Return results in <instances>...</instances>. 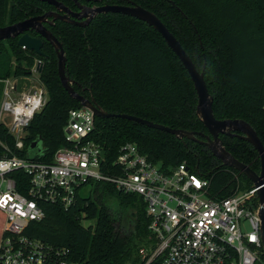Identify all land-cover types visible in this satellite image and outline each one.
Wrapping results in <instances>:
<instances>
[{
  "label": "trees",
  "instance_id": "trees-1",
  "mask_svg": "<svg viewBox=\"0 0 264 264\" xmlns=\"http://www.w3.org/2000/svg\"><path fill=\"white\" fill-rule=\"evenodd\" d=\"M58 1L75 7L73 0ZM130 2L155 13L199 71L207 62L205 79L216 118L248 122L264 144V0H103L109 5ZM50 10L38 0H0V28ZM50 30L64 45L75 90L97 106L109 113L208 134L197 115L198 95L188 71L153 27L109 13L97 16L85 29L57 21ZM43 52L45 57L23 50L18 39L0 41V55L11 53L14 58L13 67L0 73V78L30 76L36 60H43L40 80L49 99L28 129L26 153L28 159L51 162L58 149L67 145L64 128L70 110L82 105L62 86L57 54L49 42H44ZM91 138L104 149L111 166L120 148L133 143L166 169L187 163L193 173L210 182L212 195L219 198L253 189L246 176L223 166L204 145L145 125L97 117ZM221 139L235 158L261 171L252 145L226 135ZM37 140H42L40 152L31 150ZM86 187L90 195L78 194L69 209L42 204L44 218L30 222L23 236L47 248L69 251L71 264H143L139 249L149 236L143 199L106 182L91 181ZM260 252L264 262L263 248Z\"/></svg>",
  "mask_w": 264,
  "mask_h": 264
},
{
  "label": "built area",
  "instance_id": "built-area-1",
  "mask_svg": "<svg viewBox=\"0 0 264 264\" xmlns=\"http://www.w3.org/2000/svg\"><path fill=\"white\" fill-rule=\"evenodd\" d=\"M40 62L30 76L0 78V210L6 216L0 264H71L69 251L47 248L23 232L44 218L42 204L69 209L91 181L143 199L149 219V236L139 249L143 264H264L256 189L219 198L187 163L166 169L133 143L120 148L111 166L91 138L96 117L89 109L70 110L67 145L51 162L28 159V129L49 99L36 84ZM33 76L31 85L25 82Z\"/></svg>",
  "mask_w": 264,
  "mask_h": 264
},
{
  "label": "water",
  "instance_id": "water-1",
  "mask_svg": "<svg viewBox=\"0 0 264 264\" xmlns=\"http://www.w3.org/2000/svg\"><path fill=\"white\" fill-rule=\"evenodd\" d=\"M45 3L55 10L47 12L41 16L30 17L19 23L0 28V41H8L18 39V45L26 47L28 51L34 52L39 57H44L43 52L44 40L49 42L58 58V74L64 89L69 95L81 103L82 107L91 110L95 117L111 119L118 118L129 120L141 125H145L152 129H157L171 135H174L180 140H190L207 147L210 152L222 162L225 167H230L237 170L246 176L256 189L259 200L258 214L261 220V240L264 250V144L255 129L244 120H218L214 113V97L208 89L205 79L207 62L205 61L202 71H199L196 64L188 53L183 48L181 42L165 25V23L153 12L146 8L130 2L129 5H109L89 8L81 5L78 0H75L77 7L81 10L80 13L73 12L64 3L58 0H38ZM102 1V0H99ZM122 14L136 18L145 22L150 27H153L164 38L168 46L178 56L185 69L188 71L194 87L198 95L197 115L208 134L197 133L193 131L178 130L167 127L165 125L154 123L139 117L126 114H113L105 111L97 106L93 100L85 98L79 94L74 87L75 82L69 77L67 70L68 58L64 49L63 43L46 27V25H54L57 21L86 28L94 19L102 14ZM86 21L82 22V19ZM35 31L40 38L32 37L29 32ZM44 63L40 62L37 71L42 73ZM222 135L228 137H236L248 142L258 152L261 161V171L258 173L250 166L244 164L235 158L224 146L221 139ZM42 140H37L31 146V150L40 152V144ZM30 160H34L30 156Z\"/></svg>",
  "mask_w": 264,
  "mask_h": 264
},
{
  "label": "rangeland",
  "instance_id": "rangeland-1",
  "mask_svg": "<svg viewBox=\"0 0 264 264\" xmlns=\"http://www.w3.org/2000/svg\"><path fill=\"white\" fill-rule=\"evenodd\" d=\"M8 47L9 46L7 45L6 48H8ZM13 63H14V58H13V55L11 53L0 55V73H6V71H9V69L13 67ZM11 77H13V75ZM33 78H35V77L33 76L31 79H28V81H25V82H27L28 84L31 85L32 84L31 80H33ZM36 82H37L36 84H38V86H41L42 89H45V86L42 83V81L40 82L39 80H37ZM1 87H2V85L0 86V89H1ZM90 193H91L90 187H86V188L82 189L80 194L82 197H88L90 195ZM133 212H134V210H133ZM4 227H5V216L0 212V243H1L3 235L5 233Z\"/></svg>",
  "mask_w": 264,
  "mask_h": 264
},
{
  "label": "flooded vegetation",
  "instance_id": "flooded-vegetation-1",
  "mask_svg": "<svg viewBox=\"0 0 264 264\" xmlns=\"http://www.w3.org/2000/svg\"><path fill=\"white\" fill-rule=\"evenodd\" d=\"M74 1V3H75V7H69V6H67L68 8H70L73 12H75V13H80L81 12V10L77 7V5H76V2H75V0H73ZM79 1V3L81 4V5H83V6H85V7H89V8H95V7H99V6H103V5H105L104 3H103V0L102 1H99V0H78ZM99 3H101L100 5H99ZM51 7V6H50ZM55 9L53 8V7H51V10L50 11H54ZM50 11H48V12H50ZM45 13H47V12H45ZM45 13H43V14H45ZM43 14H41V15H43ZM41 15H38V16H41ZM84 21H86V18H84V19H82V22H84ZM57 23V22H56ZM71 25V24H70ZM91 25V23L86 27V28H88L89 26ZM72 26H75V25H72ZM46 27L50 30V27H51V25H46ZM76 27H78V26H76ZM80 28H82V27H80ZM83 29H85V28H83ZM51 31V30H50ZM29 34L32 36V35H35V36H32V37H37V38H40V36L35 32V31H31V32H29ZM43 41L45 42L46 40H44L43 39ZM47 42V41H46ZM45 57V56H44ZM42 62H43V60H41ZM44 63V62H43Z\"/></svg>",
  "mask_w": 264,
  "mask_h": 264
}]
</instances>
